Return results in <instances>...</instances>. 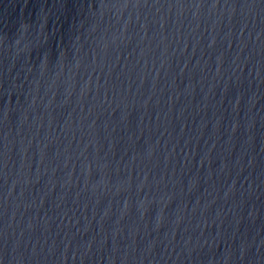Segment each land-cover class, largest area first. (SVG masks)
I'll return each instance as SVG.
<instances>
[{
    "label": "water",
    "instance_id": "obj_1",
    "mask_svg": "<svg viewBox=\"0 0 264 264\" xmlns=\"http://www.w3.org/2000/svg\"><path fill=\"white\" fill-rule=\"evenodd\" d=\"M0 264H264V0H0Z\"/></svg>",
    "mask_w": 264,
    "mask_h": 264
}]
</instances>
